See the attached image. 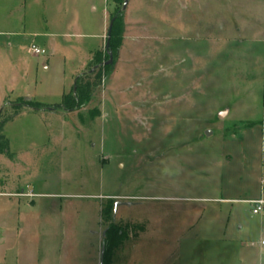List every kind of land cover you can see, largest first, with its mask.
I'll return each instance as SVG.
<instances>
[{
  "label": "rangeland",
  "instance_id": "rangeland-1",
  "mask_svg": "<svg viewBox=\"0 0 264 264\" xmlns=\"http://www.w3.org/2000/svg\"><path fill=\"white\" fill-rule=\"evenodd\" d=\"M125 1L0 0V264H264V0Z\"/></svg>",
  "mask_w": 264,
  "mask_h": 264
},
{
  "label": "trees",
  "instance_id": "trees-1",
  "mask_svg": "<svg viewBox=\"0 0 264 264\" xmlns=\"http://www.w3.org/2000/svg\"><path fill=\"white\" fill-rule=\"evenodd\" d=\"M122 17L120 14L115 15L112 18V27H111V36H110V40H109V49L106 50V54L109 57V52H111L113 54V59L115 57V52L118 53L119 50V40L118 38H120V33L122 31ZM109 60V59H108ZM108 60H101L100 59V63L101 62H107ZM114 63V60H113ZM104 67L110 68L112 67L113 64H103ZM84 87H82L81 85L76 84V89L74 91V97L73 99H70L65 97L64 98V103H63V107H71L74 108L76 105H79L81 102H83L84 98H85V91L83 90ZM26 107H30L34 110H39V102H33V101H27L26 104H23ZM3 137H0V139H2ZM4 144V147L0 148V153H4L5 151H7L8 149V142L6 140ZM1 146V145H0ZM122 238V234L121 232L116 229L114 226L109 227L104 235H103V258H102V264H109V258L111 256L112 253V249L114 247H116V245L120 242Z\"/></svg>",
  "mask_w": 264,
  "mask_h": 264
},
{
  "label": "built area",
  "instance_id": "built-area-1",
  "mask_svg": "<svg viewBox=\"0 0 264 264\" xmlns=\"http://www.w3.org/2000/svg\"><path fill=\"white\" fill-rule=\"evenodd\" d=\"M30 51L34 55H44L46 53L44 49L34 44L31 46ZM248 202L253 205V214H261L264 211V198L248 200ZM261 244L264 245V240L261 241Z\"/></svg>",
  "mask_w": 264,
  "mask_h": 264
},
{
  "label": "water",
  "instance_id": "water-1",
  "mask_svg": "<svg viewBox=\"0 0 264 264\" xmlns=\"http://www.w3.org/2000/svg\"><path fill=\"white\" fill-rule=\"evenodd\" d=\"M127 4H128V0L125 1L124 8L127 6ZM111 27H112V20L110 22L109 29H108V35H107L106 46H105L106 50L109 49V40H110V36H111ZM109 57H110L109 60L107 62H105L104 64H113V60L114 59H113V54L111 52H109ZM211 133L212 132H209V131L206 132L207 135H210ZM123 204H125L127 206L133 205L132 202L117 201L115 207L117 208L118 206L123 205ZM115 211H116V209H115ZM102 258H103V251L101 253V263L100 264H102Z\"/></svg>",
  "mask_w": 264,
  "mask_h": 264
},
{
  "label": "crops",
  "instance_id": "crops-1",
  "mask_svg": "<svg viewBox=\"0 0 264 264\" xmlns=\"http://www.w3.org/2000/svg\"><path fill=\"white\" fill-rule=\"evenodd\" d=\"M105 29H106V25H105V23H104V26H103V32H102V34H101V39H102V41H103V37H104V33H105ZM35 45V44H34Z\"/></svg>",
  "mask_w": 264,
  "mask_h": 264
}]
</instances>
